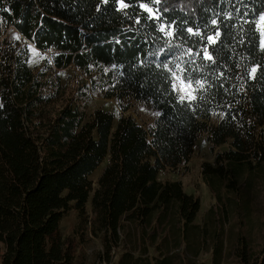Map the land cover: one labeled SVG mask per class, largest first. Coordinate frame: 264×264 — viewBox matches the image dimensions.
<instances>
[{
  "label": "trees",
  "instance_id": "16d2710c",
  "mask_svg": "<svg viewBox=\"0 0 264 264\" xmlns=\"http://www.w3.org/2000/svg\"><path fill=\"white\" fill-rule=\"evenodd\" d=\"M125 3L0 0V264H85L93 237L107 264H264L246 230L253 213L264 223V0ZM189 77L204 88L181 101ZM96 89L157 117L146 128L88 112ZM203 135L214 203L198 223L200 197L160 175L189 163ZM70 210L77 237L62 233Z\"/></svg>",
  "mask_w": 264,
  "mask_h": 264
},
{
  "label": "rangeland",
  "instance_id": "374dc122",
  "mask_svg": "<svg viewBox=\"0 0 264 264\" xmlns=\"http://www.w3.org/2000/svg\"><path fill=\"white\" fill-rule=\"evenodd\" d=\"M264 40V36H263ZM39 56L35 55L34 62H39ZM71 72V71H70ZM64 76V81L67 80V72L62 71ZM70 74L75 75L73 72ZM81 75V73H80ZM79 78L75 75L72 79L73 83L78 82ZM72 85V84H71ZM177 90L180 94L188 96V88L182 83L177 82ZM94 89V88H93ZM86 91L87 89L84 88ZM188 91V92H187ZM88 98V112L93 111L97 108L108 109L111 113L115 114L116 118L121 117V115L133 116L146 128H149L157 117V111L154 109L152 104H146L144 102L134 101H124L123 103L118 102L117 99L105 98L100 89L90 91ZM215 152L211 150L208 141H206L205 135H203L197 144V151L193 156V159L181 166L180 168L168 172H162L160 175L161 179H174L181 180L189 193H193L200 197L202 201V208L198 215V223L202 222L206 211L214 203L213 196L208 190L207 186L203 181L201 165L203 162L213 163L215 160ZM106 163L102 164L98 170L93 174L94 183L100 177V174L105 169ZM87 215L89 218L92 216V205L91 201L87 204ZM62 233L63 236H76V229L79 225V212L77 210H70L62 220ZM248 234L252 239L261 247V243L264 244V223L261 222L260 216L255 213L249 220V226L246 229ZM103 251V241L100 238L93 237L91 240L80 245L81 255L84 256L85 264H107L102 259H99V252ZM203 260L207 259L206 253L202 256Z\"/></svg>",
  "mask_w": 264,
  "mask_h": 264
},
{
  "label": "snow or ice",
  "instance_id": "6c2138e0",
  "mask_svg": "<svg viewBox=\"0 0 264 264\" xmlns=\"http://www.w3.org/2000/svg\"><path fill=\"white\" fill-rule=\"evenodd\" d=\"M154 2L156 4H159L161 3V0H154ZM104 3H108V0H104ZM120 5H121V8H127L128 7V4L125 3V0H120ZM142 7H145L147 9L148 12H152V9L151 8H147V5H142ZM154 18L156 19H159L158 16H155ZM213 24H216L217 21L216 20H213L212 21ZM258 25H259V28H260V31H261V35L264 36V13H261L259 15V19L257 21ZM162 32L164 31V27L162 26L161 29H160ZM188 32L192 33L193 30L191 28L188 29ZM198 34V33H196ZM166 35L168 36H171L173 35L172 31H168L166 32ZM217 35H219V33H217ZM207 40L212 44H216L217 43V40L214 38V36H208L207 37ZM261 48L264 49V40L261 41ZM205 58L208 59V60H213V56L207 51L205 50ZM169 71H171V69H169ZM257 71V68H253L252 69V74L254 75ZM173 75H175V73H173ZM177 79H180V77H177ZM182 83H185V81H181ZM186 85H187V88L188 89H192V91H195L197 88H204V82L203 81H195V87L193 86V81L191 80V78L189 77L186 81ZM187 98L189 100H195L196 97L194 95H192V92H188V96ZM180 100L181 101H184L185 100V96L184 95H181L180 96Z\"/></svg>",
  "mask_w": 264,
  "mask_h": 264
}]
</instances>
